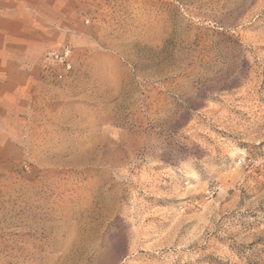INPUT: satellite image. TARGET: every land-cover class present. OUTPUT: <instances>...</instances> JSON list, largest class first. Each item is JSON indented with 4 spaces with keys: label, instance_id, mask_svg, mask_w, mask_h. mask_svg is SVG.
I'll return each mask as SVG.
<instances>
[{
    "label": "rangeland",
    "instance_id": "rangeland-1",
    "mask_svg": "<svg viewBox=\"0 0 264 264\" xmlns=\"http://www.w3.org/2000/svg\"><path fill=\"white\" fill-rule=\"evenodd\" d=\"M0 264H264V0H0Z\"/></svg>",
    "mask_w": 264,
    "mask_h": 264
},
{
    "label": "built area",
    "instance_id": "built-area-1",
    "mask_svg": "<svg viewBox=\"0 0 264 264\" xmlns=\"http://www.w3.org/2000/svg\"><path fill=\"white\" fill-rule=\"evenodd\" d=\"M44 60L48 64L60 67L63 72L69 73L72 70V49L70 46L65 45L57 49L48 50L44 55Z\"/></svg>",
    "mask_w": 264,
    "mask_h": 264
}]
</instances>
